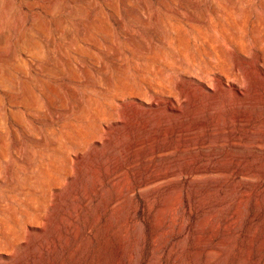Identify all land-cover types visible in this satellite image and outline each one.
Returning <instances> with one entry per match:
<instances>
[{
	"label": "rangeland",
	"instance_id": "rangeland-1",
	"mask_svg": "<svg viewBox=\"0 0 264 264\" xmlns=\"http://www.w3.org/2000/svg\"><path fill=\"white\" fill-rule=\"evenodd\" d=\"M262 141L264 0H0V264H264Z\"/></svg>",
	"mask_w": 264,
	"mask_h": 264
},
{
	"label": "bare ground",
	"instance_id": "bare-ground-1",
	"mask_svg": "<svg viewBox=\"0 0 264 264\" xmlns=\"http://www.w3.org/2000/svg\"><path fill=\"white\" fill-rule=\"evenodd\" d=\"M239 53H240V51H238ZM237 56V55H236ZM240 56V55H239ZM260 57V56H259ZM260 58H262V57H260ZM250 63V62H249ZM256 78V77H255ZM255 81V80H254ZM225 82H227V81H225ZM258 79L256 78V81H255V85L258 87ZM222 84H224L223 82H222ZM221 84V85H222ZM230 85V84H229ZM254 86V85H253ZM231 90L232 91H235V92H239V90L238 89H234V88H231ZM241 92V91H240ZM239 92V93H240ZM241 94V93H240ZM243 95V94H242ZM238 99H240L238 96H236ZM161 98H157V100H160ZM242 99V98H241ZM257 102H259L260 100H262L261 99V96L260 97H257ZM172 101H173V99H172ZM172 103V102H171ZM260 105H261V103H259ZM258 104V105H259ZM228 105V104H227ZM170 106H173V105H171L170 104ZM137 107H141V106H137ZM177 107V106H176ZM215 108V107H214ZM141 109V108H140ZM228 110V109H227ZM237 110H238V107H237ZM174 111V110H173ZM230 111H231V109H230ZM144 112H146V111H144ZM228 112H229V110H228ZM250 112V111H249ZM225 114V113H224ZM220 115V118H221V114H219ZM219 115L217 116V117H219ZM226 115H227V113H226ZM225 115V116H226ZM231 116H234L233 114L231 115ZM229 117V116H228ZM227 117V118H228ZM242 118V121H244V122H246L247 120H249V118L251 119L252 118V115H250V114H246V113H244V114H241L240 116H239V118ZM226 118V119H227ZM230 118V117H229ZM238 118V119H239ZM215 119V118H214ZM219 119V118H218ZM225 119V118H224ZM241 120V119H240ZM214 121H216V120H214ZM239 121V120H238ZM238 121H237V123H238ZM209 124V123H208ZM238 125V124H237ZM238 128V127H237ZM229 129V128H228ZM230 130V129H229ZM228 130V131H229ZM237 131V130H236ZM235 131V132H236ZM173 132V131H172ZM234 133V132H233ZM159 134V133H158ZM164 134V133H163ZM168 134V133H167ZM231 134V133H230ZM239 134V133H238ZM244 135V134H243ZM248 135V134H247ZM245 136V135H244ZM247 137V136H246ZM245 138V137H244ZM226 141H227V143H225L229 148H231V151H228V150H226L225 149V147L224 146H222L220 149L223 151V150H226L229 154H231V153H233V149L234 148H236V149H242L243 147L241 146V143H240V141H239V136H237L236 134L235 135H230L229 136V140H227L226 139ZM159 145V144H158ZM259 148L261 149V151L262 150H264V142L262 141L261 142V144H260V146H259ZM206 149V151L205 152H203V154L205 155V156H209V155H211V156H213V154H214V152H209L208 150H210V148H205ZM228 154V155H229ZM244 155H247V154H244ZM248 155H249V152H248ZM247 155V156H248ZM162 156V155H161ZM207 158H210V157H207ZM204 159V158H203ZM209 160V159H208ZM201 161V160H200ZM241 161V160H240ZM144 163V162H143ZM235 164H237L236 162H235ZM235 164L234 165H229V167H227L229 170H231V169H237L236 168V166H235ZM239 165V164H238ZM235 166V167H234ZM158 171V170H157ZM232 171H235V170H232ZM169 172V171H168ZM109 173V172H108ZM104 181V180H103ZM90 194V193H89ZM241 204V203H240ZM239 206V205H238ZM78 211V210H77ZM238 218V217H237ZM209 221V220H208Z\"/></svg>",
	"mask_w": 264,
	"mask_h": 264
}]
</instances>
